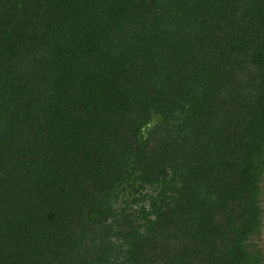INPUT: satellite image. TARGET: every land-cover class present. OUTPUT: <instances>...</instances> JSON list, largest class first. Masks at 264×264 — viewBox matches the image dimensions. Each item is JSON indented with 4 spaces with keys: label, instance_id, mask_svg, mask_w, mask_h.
Segmentation results:
<instances>
[{
    "label": "trees",
    "instance_id": "16d2710c",
    "mask_svg": "<svg viewBox=\"0 0 264 264\" xmlns=\"http://www.w3.org/2000/svg\"><path fill=\"white\" fill-rule=\"evenodd\" d=\"M264 0H0V264H264Z\"/></svg>",
    "mask_w": 264,
    "mask_h": 264
},
{
    "label": "rangeland",
    "instance_id": "374dc122",
    "mask_svg": "<svg viewBox=\"0 0 264 264\" xmlns=\"http://www.w3.org/2000/svg\"><path fill=\"white\" fill-rule=\"evenodd\" d=\"M262 206H263V209H264V195H263V204H262ZM262 232H263V234H262V236L257 240V243L259 244V247H260L262 250H264V227H263V229H262Z\"/></svg>",
    "mask_w": 264,
    "mask_h": 264
}]
</instances>
